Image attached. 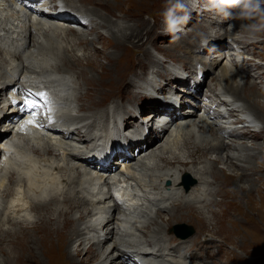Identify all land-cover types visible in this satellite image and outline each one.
<instances>
[{"label": "bare ground", "instance_id": "obj_1", "mask_svg": "<svg viewBox=\"0 0 264 264\" xmlns=\"http://www.w3.org/2000/svg\"><path fill=\"white\" fill-rule=\"evenodd\" d=\"M85 1L88 3V0L37 1L34 8L40 17L32 20L14 0H0V83L8 86L22 79L36 92L43 86L57 105H64L60 111L65 115H56V118L58 121L65 118V126L71 129V133L62 136L59 130L46 133L37 126L27 125V120L17 118L20 105H11L8 109L7 103H0V232L3 233L0 235L4 240H10L11 235L15 239H28L33 251L36 250L35 256H31L32 261L38 264H54L55 260L76 264V259L83 254H87V264H125L130 250L145 247L154 248L160 263L165 261L164 257H169L165 264H210L213 259V264H220L215 260L216 251L209 252L215 241L212 236H203L201 241L197 240L198 237L180 241L166 229L177 223H195V220L204 225L205 220L213 222L210 211L226 194L222 192L224 183L209 174L211 168L217 169L219 161L230 165L231 169L234 167V183L240 196L242 193L250 201L251 193L256 190L257 173L264 170L261 166L264 162V106L254 104L257 103L255 100L247 106L237 99L241 93L254 98L264 97V93L259 92L262 89L244 79L261 77L256 64H249L246 56L249 46L254 47V41L235 33L239 29L245 31L243 33L249 32L250 20H220L210 15L212 11L200 8L204 12L201 16L215 19L217 27L231 24L230 30L227 32L224 28L223 34L232 40L233 45L220 46V35L214 32L216 39L207 38L203 45L204 39H196L178 55L180 59L187 58L186 53L196 48L206 52L218 49L216 54L209 58H194L193 61L198 63L188 62L187 65L180 61L168 65L164 58L158 57L157 53L154 56L147 46L144 47L146 43L155 42L154 28L143 20L140 13L132 12L131 6L126 8V4L153 1L171 6L175 0H115V3L105 0L109 15L116 18L117 13L123 15L118 20L114 18L115 21L96 15L94 7L89 9L79 5ZM94 1L104 2L90 0L92 5ZM188 1L190 13L195 12L197 0ZM201 21L207 22V19ZM89 23L90 28L87 27ZM104 30L110 41L106 44L113 45V51L99 54L111 66L107 70L117 72L114 82L109 85L104 80L105 75L98 70L100 65L93 66L97 74L90 75L83 73L82 69L77 72L72 68L80 63L83 67L84 62L92 65L87 61L96 52L92 55L88 44L92 46L96 39L105 36ZM185 31L189 32L187 28ZM183 37L181 33L175 41L181 43ZM137 50L144 51L148 61L145 65L152 68L151 77L142 76L138 69L127 76L133 53ZM72 56L76 62L70 60ZM224 60L227 62L221 66ZM218 65L220 68L216 71ZM209 74H213L212 77L216 74V83L211 81L208 84L205 96L224 104L237 124L239 121L246 124L233 129L227 138L219 125L224 119L209 109L210 103L201 104L198 98ZM236 77L243 78L239 81ZM242 80L248 82L242 83ZM82 85L87 87L84 92L81 91ZM120 85H128L137 93L145 89L146 94L136 98L131 96L132 93L129 95L131 99L127 97L128 100L120 102L119 106L114 104L116 107H113L110 103V109H100L108 96L116 98L120 95L121 91H117ZM98 86L108 88L95 89L97 101L89 107L84 105V101L90 99L92 90L89 88ZM168 87L178 89L181 100L173 97L174 93L166 90ZM189 96L198 99L200 104L190 102ZM186 102L192 104L188 109ZM203 109L206 112H202ZM145 110L151 114L140 118ZM152 115L160 120L153 122ZM257 117L262 120L258 121ZM2 122L5 123L1 129ZM149 128L150 133L144 136ZM163 136L165 139L156 143ZM110 145L128 148L132 156L118 154L109 166L101 165V160H107ZM144 146L148 148L146 151ZM138 149L140 152L136 156ZM206 153L224 156L217 158L213 154L214 159L210 160ZM120 159H124L122 165H119ZM100 167L102 170H97ZM241 173H247L250 179L242 178ZM185 174H190L198 184L188 191L181 180ZM117 178L122 186L135 189L140 196L135 201L128 197L123 211L113 205L110 193ZM166 182H169V188ZM244 182L251 188H244ZM219 193L223 197L217 201ZM238 198L242 207L245 198ZM62 205L66 209H62ZM163 212L169 213L170 217L160 226L156 223L163 220ZM190 212L203 217L204 221ZM186 215L187 219H178ZM101 217L110 219L104 224L98 221ZM62 218L64 221L61 222ZM11 225L18 226L19 232L10 231ZM152 225L159 229L156 234L149 239L141 237L139 232ZM211 228L215 230V227ZM37 230L40 234L30 233ZM1 236L0 264H14L10 261L12 249L5 248L6 241H2Z\"/></svg>", "mask_w": 264, "mask_h": 264}, {"label": "rangeland", "instance_id": "obj_2", "mask_svg": "<svg viewBox=\"0 0 264 264\" xmlns=\"http://www.w3.org/2000/svg\"><path fill=\"white\" fill-rule=\"evenodd\" d=\"M187 1L188 0H185V1L183 0V2L187 5V11L189 13L190 18L187 21V23L185 24L184 28L185 29L187 28L189 32L187 33L185 31L182 33L184 37L181 39V43H179L178 41H175V40H173V42H174L173 43L171 41V37L169 38V35H166L163 33V29L165 27V25L163 23L164 13H165L166 9L169 8L170 6L165 5V4H159V3H156L153 1H150V3H147V4H140V3H137V1L131 2V3L128 2L126 4V8L131 6L130 10H132V12H136L138 14L140 13V15H142L141 17L143 18V20L147 21L154 28L153 29L154 35L153 34H151V35H153V39L155 42H153L152 44L146 43L144 45V47L147 46L146 47L147 50L149 52L151 51L154 56L157 53L158 57L164 58L167 61L168 65L169 64L174 65L180 61L184 62V64L185 63L187 64L188 62L198 63V61H193L194 58L205 57V56H207V58H209L210 56H213L214 54H216V52L218 51V49H211V50H208L206 52L205 49L196 48V49H193L192 51L186 53L187 58L180 59L179 55H178L179 52L181 50H183V52H184L185 51L184 48L188 47L189 43L196 40V39H201V40L206 39L207 40V38H211L214 40L217 38L215 33H218V35H220L219 36L220 42H221L220 46H222V45L229 46L230 45L228 43V40H227V35H225L223 33L226 30H227V32L230 30L229 28L232 27L231 24H226L225 27H217V24L214 23L215 19L208 18L206 16H201V15H203L204 12L200 11V8H203L204 5L207 4L208 0H197V4H196L197 6H195V10H194L195 12H193V9L191 10V12H193V13H190L189 1L188 2ZM109 3H115V0H110ZM174 3H175V1H174ZM80 4H82V5H80ZM191 4H193V3L191 2ZM79 5L82 7L85 6L83 8H89V9H92V7H94L97 10L96 15H99L100 17L103 16L106 19H109V20L112 19L113 21H115L114 18H116V17L109 15V13L107 12L109 9L107 7L108 3L105 2V0L103 3L98 2V1L97 2L94 1L93 5L90 2V0H88V3H86V1H85L84 3H79ZM89 11H91V10H89ZM209 13L211 16H215L217 18H220V20L225 19V18L218 16L214 13H211V12H209ZM117 15L118 16H117L116 20H118L119 16H123L121 13H117ZM92 18L95 19L96 17L93 15ZM237 18L239 19V17H233V18H227L226 20H229V22H230V21H233ZM202 19L203 20L207 19V22L201 21ZM211 23L212 24L214 23V25L211 26ZM249 23L250 24H252V23H264V20H261L259 17H255L254 19L250 20ZM87 27L90 28V23ZM205 27H207V28L205 29ZM208 28H211V30ZM224 28H225V31H224ZM243 32H245V31H243ZM243 32L240 29L235 31L236 34H241L240 36H247V38H250L249 32H246V33H243ZM103 33H105V36H100L99 39H96L94 41L95 44L92 43L93 44L92 46H90L91 44H88L91 54L94 55L96 52L94 57L92 58V56H91V59H89L87 61L88 63H90L92 65L90 66L84 62L83 67H81L82 63H80L81 64L80 66H74L72 68L73 69L75 68L74 70L77 72L81 71V69H82L83 73H85L86 75H88V74L90 75V74H97L96 69H93V66L100 65L98 67L99 68L98 70L100 73H103L105 75L104 80H107L106 83H107V85H109L108 84L109 82H114L113 78L117 77V72H115V70H107V69L111 68V66L108 63L106 64L105 60L103 59L102 54H99V53H103V51H107V52L113 51V45H111V44L107 45L106 44L109 41L108 40L109 39L108 34L106 33V30H104ZM256 35L258 38H256V39L250 38L254 41V47L252 45L249 46V48L247 49V50H249V52H248V55H246V56L248 57V63L249 64H251V65H253V63L256 64V68L258 69L257 73H261V77L260 78L257 77L255 79L253 77L252 78L246 77L244 79H247L251 83L257 85V87L259 89H262V90H259V92L264 93V89H263L264 88V73H263L264 72V31L259 32ZM208 40H210V39H208ZM164 46L167 48H164ZM148 51H147V53H148ZM245 52H247V51H245ZM167 54H170V55H168V57H167L166 56ZM132 58H133V63L128 68L127 76L134 73L138 69L139 70L138 72H140V71L142 72V76L144 75L145 77H151L150 76L151 75L150 69H152V68L150 66L145 65L148 61L146 59V55H145L144 51L142 52V51L137 50L135 53H133ZM72 59L74 62H76V60H77L74 56H72L70 60H72ZM149 62L151 63V61H149ZM223 62L221 64V66L223 64H225L227 62V60H224ZM178 66H180V65H178ZM206 67H208V66H206ZM219 68H220V65H218L216 67V71ZM141 69H143L144 71ZM67 72L69 73V71H67ZM212 75L213 74H209L208 78L205 80V84L202 87L201 94H205V92L208 88V84H210L211 81L216 83V81H215V78H216L215 75L216 74L213 77H212ZM241 78H243V77H239L237 79L240 81ZM247 80H242L241 82L245 83ZM80 82L83 84L84 79L81 80ZM86 88L87 87L85 85H82L81 91L84 92L85 91L84 89H86ZM107 88H108L107 86H105L104 88H100V86L90 87L89 89L92 90V91H90V94H91L89 96L90 99L89 100L86 99L84 101L85 102L84 105H87L89 107L92 104H94L97 101V97H98L97 96L98 92H96V91L97 90H106ZM95 89H96V91L94 92ZM130 90L131 89L128 87V85H125V86L120 85L117 89V91H121L120 95H118V97H116V98H114L112 96H108V98L104 100L102 106H100V109L104 107V109L106 110L112 104L113 105L116 104L119 106L120 102H123L124 100L127 101L128 100L127 97L130 98L129 95H131L132 93L133 94L131 96L136 97V98H142L143 97L142 94H146L145 89H143L144 90L143 92L141 91L138 93L133 91V89L131 91ZM166 90H168L169 93H174L173 97L178 98V100H181V96L179 95L180 91H178V89L175 88V90H174V89H171L168 87V88H166ZM240 95H239V97H237V99L242 100L245 103V105H247V106H250L251 103L254 102V100L257 101V103L254 102V104H257V105L260 104V105L264 106V97L263 98H254L253 96L247 95L245 93H241ZM149 98H151V97L149 96ZM245 98H247V99H245ZM248 101L250 103H248ZM191 102L193 103V101H191ZM110 103H112V104L109 105ZM186 103H187V109H188L190 107V105H192V104H190L189 102H186ZM81 104H83V103H81ZM116 105H114L113 107H116ZM78 107H80V105H78ZM180 108L183 109V106L182 107L180 106ZM175 109H177V108H174L173 110H175ZM251 109H252V107H251ZM149 114H151V111L145 110V112L143 111L142 114L140 115V118H143ZM151 118H152L153 122H157L156 116L152 115ZM257 120L261 121L262 119L257 117ZM4 123L5 122H2L1 129L4 128L3 127ZM6 135L7 134H5L4 137H6ZM164 139H165V136H163V138H161V140L157 141L156 143L162 142ZM143 148L145 151L148 149L147 146H144ZM204 151L205 150H203V152ZM128 152H129V150H128ZM138 154L139 153H137L136 156H138ZM206 154L210 160H213L214 157L218 158V157L224 156V155H218L217 156L215 153H206ZM131 156H132V154H131ZM223 164L224 163L222 161L221 162L219 161L217 163V169L211 168L209 171V174H210V176L213 177V179H216L219 182L224 183L225 188L222 190V192H226L224 197L222 196V193H219V195L217 196V199H218L217 201L222 199V197H223V199L220 200V203L217 202L214 205V207L212 208V210L210 211V214L212 215L211 217L213 219V222L209 223L207 220H205V225L202 223H198L197 220H195V223H192V222H190V223H185V222L177 223V224L172 225L170 227V229L168 228L169 230L166 229V232H168L173 238L177 239L176 235L174 234V232H175L174 227L176 225H179V226L182 225V226L186 227L187 231H191V235H190L191 238L198 237V239H197L198 241L203 240L202 239L203 236H206V235L212 236L213 238H215V241H213L211 243L212 247H211V251H209V252H213V250L216 251L215 260H219L220 264H264V204H263L264 203V170H262L261 172L259 171V173H257L256 178H258V181H257V185L255 184L256 190L251 193L252 197L250 198V201H249L247 198L248 196H244V194H242V193H241V196L238 194V191H237V189L235 187V183H234L235 182V176H236V174H234V173H236V172L234 170V173H233V169H234V167H232L233 165H231V167L233 168V169H231L230 167H228L230 165H228V164L223 165ZM261 166H264V162H261ZM121 168H122V166H119V169H121ZM117 169H118V166H117ZM253 176H255V175H253ZM241 177L244 179H247V180L250 179V178H248L249 176L247 175V173H241ZM251 178H252V176H251ZM197 185L198 184H195L190 189H193ZM248 185L249 184H247V182H244L242 184V186L244 188L250 189L251 187H249ZM248 189H246V190H248ZM238 197H241V198L244 197L245 198V200H244L245 202L243 203L244 205L242 207H241V203L239 202ZM246 201H248V203H246ZM51 207L56 208V206H51ZM61 208L66 209V206L62 205ZM164 213H166V212H163L162 216L164 218L166 217V219H164V218H163V220L160 219L159 222H157L156 224H159L160 226L165 224L163 221L167 220L170 217V215H169V213H166V214H164ZM190 213L194 214L195 216H197L198 218H200L204 221L203 217L198 216L194 212H190ZM187 218H188L187 215L178 217L179 220L180 219H187ZM170 220H172V219H170ZM209 220H210V218H209ZM62 221H64V218L61 219V222ZM32 226H34V225H30V226L25 225V227H32ZM71 226L74 227L75 223L72 222ZM9 227L11 228L10 231L13 230V232H15V233L19 232L18 226H12L11 225ZM13 227H14V229H13ZM211 227H215V230H212ZM158 230L159 229L156 228V225H154V226L152 225V226L144 229L143 231H141L139 233H140L141 237H145L146 239H149L148 237L149 236L151 237L152 235L156 234L155 232H157ZM35 232H36V234H40L38 230L37 231H31L30 233L33 234ZM0 234L3 235L2 232H0ZM170 235H168V236H170ZM11 236H9V237H11L10 240H17L18 242L11 243L9 239L4 240L3 236H1L2 237L1 240L3 239L2 241H6V245H4L5 242H3V245L5 246V248L7 247L6 249H9V248L12 249L13 254L11 255L12 259L10 261L14 264H38L37 262L32 261V257L35 256L36 250L33 251L34 247H32V245L30 243H28L29 240L28 239H27L28 241L26 239L21 240L20 237H17L15 239L14 235H11ZM20 236H21V234H20ZM191 238L189 237V239H187V240H190ZM177 240H180V239H177ZM214 243L216 245H214ZM13 247H15V248H13ZM86 255L87 254H83L81 257H78L76 259L77 260L76 264H87V262H86L87 256ZM42 259H45V258L42 257ZM19 261H20V263H19ZM45 261L48 262V259H45ZM54 262H55L54 264H68V262L67 263L66 262L60 263L61 261H56V260ZM206 263H204V264H206ZM213 263H214V259L210 264H213ZM215 264H219V263H215Z\"/></svg>", "mask_w": 264, "mask_h": 264}, {"label": "clouds", "instance_id": "obj_3", "mask_svg": "<svg viewBox=\"0 0 264 264\" xmlns=\"http://www.w3.org/2000/svg\"><path fill=\"white\" fill-rule=\"evenodd\" d=\"M206 10L223 18L239 17L252 20L259 17L264 20V0H208L204 5ZM190 16L187 5L183 0H175L164 13L163 33L169 35L173 40L178 39L184 32V25ZM250 38L256 39L257 33L264 31V23H252L247 25ZM206 44V39L202 40V45Z\"/></svg>", "mask_w": 264, "mask_h": 264}, {"label": "water", "instance_id": "obj_4", "mask_svg": "<svg viewBox=\"0 0 264 264\" xmlns=\"http://www.w3.org/2000/svg\"><path fill=\"white\" fill-rule=\"evenodd\" d=\"M183 227H184V228H183ZM177 228H178V229H177ZM185 229H186V227H185V226H182V225H180V226L177 225V226L174 227V231H175L178 235H181V233H183L184 236H189V235H191V233H189V234L186 233V232H185ZM179 230H181V231H179ZM182 231H183V232H182ZM179 232H180V233H179ZM183 235H182V236H183ZM184 236H183V237H184Z\"/></svg>", "mask_w": 264, "mask_h": 264}, {"label": "snow or ice", "instance_id": "obj_5", "mask_svg": "<svg viewBox=\"0 0 264 264\" xmlns=\"http://www.w3.org/2000/svg\"><path fill=\"white\" fill-rule=\"evenodd\" d=\"M41 95H44L46 97V94H41ZM32 107H36L35 104H32ZM27 125H31V126H39V125H36L35 124V121L34 120H29L27 121Z\"/></svg>", "mask_w": 264, "mask_h": 264}]
</instances>
